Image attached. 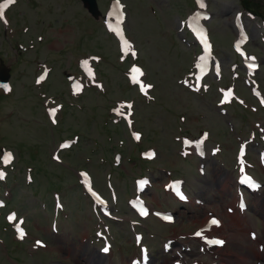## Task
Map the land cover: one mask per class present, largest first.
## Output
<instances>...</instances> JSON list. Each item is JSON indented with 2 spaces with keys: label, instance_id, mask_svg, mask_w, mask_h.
I'll return each mask as SVG.
<instances>
[{
  "label": "rangeland",
  "instance_id": "374dc122",
  "mask_svg": "<svg viewBox=\"0 0 264 264\" xmlns=\"http://www.w3.org/2000/svg\"><path fill=\"white\" fill-rule=\"evenodd\" d=\"M112 1L98 0L103 15L98 23L77 0H16L6 18L0 19V77L9 76L12 84L8 95L0 91V158L4 147L14 150L16 157L18 153V163L7 168L8 178L0 185V196L10 199L0 218V264H75L77 253L87 264L90 254H101L103 243L96 235L98 230H103L112 244V256L101 254L102 264H129L140 258L141 245L149 246L155 264H264L263 256L258 255L264 254V218L253 206L255 200L264 199V193L247 196L249 209L245 213L236 207V151L242 141L252 138L253 131L256 140L249 147V165L264 185V160L260 159V153H264V112L258 110L257 99L249 90H241L237 104L245 111L239 106V113L229 108L224 115L217 106L216 79L209 78L211 90L206 95L191 93L178 83L190 73L196 54V46L183 47L174 32L190 10V0H123L127 4V35L141 57L138 63L148 70L155 86L149 100L141 98L135 87L129 88L127 72L131 62H120L118 43L104 27ZM250 1L264 11V0ZM225 2L236 3L218 0L213 3L214 9L223 8ZM216 21H212L217 29L211 32V39L220 54L224 74L230 75L229 66L235 62L229 46L231 36L225 23ZM94 55L104 62L102 67V63L96 64L99 79L104 76V89H89L85 96L74 98L66 75L84 78L78 59ZM44 65L51 73L39 87L36 77ZM257 76L264 91V65ZM229 79L226 85L231 83ZM51 101L63 105L56 126L47 115L46 107L53 106ZM125 101L135 103L134 129L144 133L138 143L124 124L116 126L111 114L110 108ZM203 131L210 132L209 152L219 148L217 144L222 152L218 156L209 153L205 162L193 155L184 158L182 139H195ZM74 136L79 137V143L63 152V165L55 163L58 144ZM150 148L158 156L147 162L141 153ZM117 153L122 158L119 167L115 165ZM203 163L205 175L199 173ZM29 165L36 167L32 184L26 176ZM78 170L93 176L96 189L109 200L119 221L104 217L99 211L95 214L81 187ZM140 177L153 181L152 189L143 195L152 210H173L177 223L167 225L153 214L141 221L134 215L126 201L135 196V179ZM172 179L184 181L190 204L175 203L164 190ZM108 182L114 186L117 200L109 198ZM225 186L232 189L231 197L221 193ZM55 193L60 194L64 205L59 216L54 206ZM195 198L204 205L191 207ZM11 210L26 219L29 234L23 241L16 238L5 221V214ZM211 215L224 220L225 226L207 236L229 242L226 249L214 254L202 252L201 242L192 237ZM227 216L232 220H227ZM134 221L141 226L132 225ZM55 222L58 233L53 229ZM230 225L235 229H230ZM138 233L143 234L140 245L134 240ZM228 238L233 239L230 242ZM168 240H176L170 255L163 251ZM251 245L256 257L254 250L249 252ZM181 249L186 251V259L179 257Z\"/></svg>",
  "mask_w": 264,
  "mask_h": 264
},
{
  "label": "snow or ice",
  "instance_id": "6c2138e0",
  "mask_svg": "<svg viewBox=\"0 0 264 264\" xmlns=\"http://www.w3.org/2000/svg\"><path fill=\"white\" fill-rule=\"evenodd\" d=\"M14 2H15V0H7V3H6V4H2V5H0V19L3 18V15H4V8H6V7L8 6V4H12V3H14ZM117 3H118V0H117ZM200 3H201V6H204V5H203V0H200ZM202 39L204 40V43H205V46H206V49H207V42H206V39H204L203 37H202ZM125 44H127L126 41H125ZM200 59H201V60H206V57H201ZM84 63L86 64L87 61H85ZM133 71H134L135 73H139L140 75H142V73L139 72V69H134ZM89 75H91V73H89ZM43 79H44V76H41L37 82L39 83V82H40L41 80H43ZM132 79H133V82H134V83H139V84H140V87H141V90H142V91H146V89H147L148 87H151L150 85H144L143 83H141L136 75H134V76L132 77ZM0 87H3L6 91L9 90L6 84H4V85H0ZM80 90H81V86L77 84V85L75 86V91H80ZM230 95H231V93H228V94L226 95V99H227V96H230ZM222 102H225V101H222ZM128 107L130 108L131 105H128ZM56 111H57V109H51V110H50V115L54 117ZM135 138H136L137 140L140 139V137H139L138 134L135 135ZM185 143H189V142H188V141H185ZM65 146H66V145H62V147H65ZM241 154H243V149H242V153H241ZM147 155L149 156V158H151L152 156H154V153H148ZM12 158H13V157H12V154H11V153H4L2 159H3L4 163L7 164V163H10V162H11ZM242 170H243V168H242ZM0 178H3V173H2V172H0ZM241 182H242V183H243V182H249V183H250V179H249V178H246L245 180H242ZM146 183H147L146 180L140 182V186H141V188H142ZM252 186H253V187H256V185H254V184H253ZM241 207H242V208L244 207L243 203L241 204ZM142 214H143V215H146L147 212H146V211H143ZM9 219H10V220H13V219H15V217H14V216H10ZM165 219H171V218H170V217H165ZM210 224H211V225L219 226L220 222H219V220L213 218V219L210 221ZM18 231H19L20 237L23 238V235H24L23 231H22V230H19V228H18ZM202 231H203V230H202ZM202 231L197 232L196 235H197V236H201V235H202ZM207 242H208L209 244H216V245H221V246L224 244V241H222V240H209V241H207ZM37 243H39V242H37ZM104 251H108V249L105 248Z\"/></svg>",
  "mask_w": 264,
  "mask_h": 264
},
{
  "label": "bare ground",
  "instance_id": "6f19581e",
  "mask_svg": "<svg viewBox=\"0 0 264 264\" xmlns=\"http://www.w3.org/2000/svg\"><path fill=\"white\" fill-rule=\"evenodd\" d=\"M229 183H227V185H228ZM221 193H223V195H226V196H229V197H231V195H232V189L229 187L228 188V186H225V189L224 190H221ZM224 200H226V198H224ZM234 204V203H233ZM253 206H255V209L259 212V213H261V215L263 216V218H264V199H261V200H255V204H253ZM211 219V218H210ZM177 221V220H176ZM241 221H243L242 219H241ZM220 225L222 226V227H224V221L223 220H221V223H220ZM231 226V225H230ZM220 226H214L213 225V227L211 228V232L212 231H218V230H221V228H219ZM230 229H235V227H233V226H231L230 227ZM239 237L241 238V236L239 235ZM229 239V238H228ZM233 238H230L229 240H230V242H231V240H232ZM228 244H229V242H227L226 243V245L225 246H223L222 248H217V247H210L211 249H213V250H216V251H218V252H220V251H223V249H225L227 246H228ZM253 250H254V257H256L257 256V252H256V250H255V248H254V246L253 245H251L250 246V250H249V252H253ZM77 253V252H76ZM112 253H111V251H110V255H111ZM258 255H261V256H263L262 258H261V260H264V254L262 253V254H258ZM77 260L75 261V264H86V262L85 261H81V255L80 254H78L77 253ZM90 258L92 259V261H90ZM103 258L104 257H102L100 254H96V253H92V254H90L89 255V259H88V263L87 264H102L103 263ZM165 264H167V261H165ZM230 264H232L231 262H230Z\"/></svg>",
  "mask_w": 264,
  "mask_h": 264
},
{
  "label": "flooded vegetation",
  "instance_id": "af4514ba",
  "mask_svg": "<svg viewBox=\"0 0 264 264\" xmlns=\"http://www.w3.org/2000/svg\"><path fill=\"white\" fill-rule=\"evenodd\" d=\"M215 1L218 0H212L211 4L213 5ZM235 1L236 3L231 5H229L230 2H225L223 8L221 9L217 8L218 13L224 15L225 18L232 21L236 11H242L243 13L250 11L254 13L259 19L264 20V11L260 10V8L254 3H252L250 0H235Z\"/></svg>",
  "mask_w": 264,
  "mask_h": 264
},
{
  "label": "water",
  "instance_id": "95a60500",
  "mask_svg": "<svg viewBox=\"0 0 264 264\" xmlns=\"http://www.w3.org/2000/svg\"><path fill=\"white\" fill-rule=\"evenodd\" d=\"M87 3L89 11L95 16L98 17L99 11L96 0H83Z\"/></svg>",
  "mask_w": 264,
  "mask_h": 264
}]
</instances>
